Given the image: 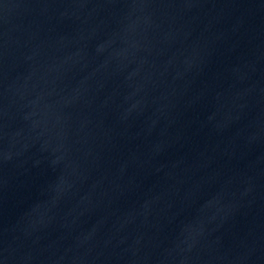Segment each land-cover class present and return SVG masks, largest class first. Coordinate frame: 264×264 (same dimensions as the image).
<instances>
[{"label":"water","instance_id":"1","mask_svg":"<svg viewBox=\"0 0 264 264\" xmlns=\"http://www.w3.org/2000/svg\"><path fill=\"white\" fill-rule=\"evenodd\" d=\"M0 264H264V0H0Z\"/></svg>","mask_w":264,"mask_h":264}]
</instances>
